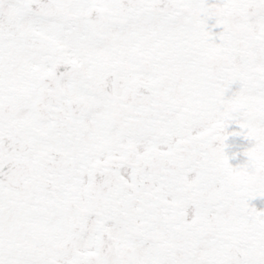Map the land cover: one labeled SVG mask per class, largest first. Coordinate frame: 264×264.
I'll return each instance as SVG.
<instances>
[{
  "label": "snow or ice",
  "instance_id": "1",
  "mask_svg": "<svg viewBox=\"0 0 264 264\" xmlns=\"http://www.w3.org/2000/svg\"><path fill=\"white\" fill-rule=\"evenodd\" d=\"M0 264H264V0H0Z\"/></svg>",
  "mask_w": 264,
  "mask_h": 264
},
{
  "label": "flooded vegetation",
  "instance_id": "2",
  "mask_svg": "<svg viewBox=\"0 0 264 264\" xmlns=\"http://www.w3.org/2000/svg\"><path fill=\"white\" fill-rule=\"evenodd\" d=\"M252 203L256 204V205H257V207H260V206H261V205L259 204V202H258V201H253Z\"/></svg>",
  "mask_w": 264,
  "mask_h": 264
}]
</instances>
